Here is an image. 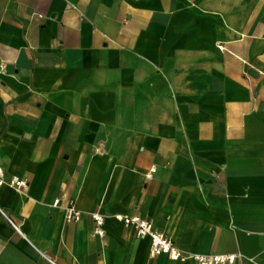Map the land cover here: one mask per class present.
Returning a JSON list of instances; mask_svg holds the SVG:
<instances>
[{
    "label": "crops",
    "instance_id": "obj_1",
    "mask_svg": "<svg viewBox=\"0 0 264 264\" xmlns=\"http://www.w3.org/2000/svg\"><path fill=\"white\" fill-rule=\"evenodd\" d=\"M0 167V264H264V0H0Z\"/></svg>",
    "mask_w": 264,
    "mask_h": 264
},
{
    "label": "built area",
    "instance_id": "obj_2",
    "mask_svg": "<svg viewBox=\"0 0 264 264\" xmlns=\"http://www.w3.org/2000/svg\"><path fill=\"white\" fill-rule=\"evenodd\" d=\"M5 182L18 188L26 184V180L20 178L19 176H13L10 180H7L3 168L0 167V184ZM81 214V210L73 204L66 207V220L69 222L79 220ZM93 216L97 222L95 232L103 235L105 233V229L103 227L105 215L101 212L96 211L93 213ZM116 217L122 220L125 224L133 226L139 236H149L151 238L152 254L168 252L173 258L176 259L193 257L200 264H220L224 262H233L235 260L236 254L234 253L209 255L197 253L187 254L182 249L176 246L171 236L159 229H156L152 220L145 216L130 213H117ZM52 261L56 263L54 260Z\"/></svg>",
    "mask_w": 264,
    "mask_h": 264
}]
</instances>
